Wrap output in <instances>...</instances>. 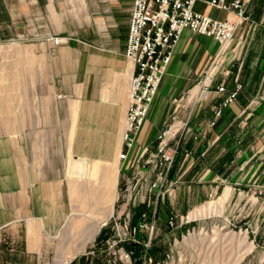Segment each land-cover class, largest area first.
Wrapping results in <instances>:
<instances>
[{"label": "crops", "instance_id": "1", "mask_svg": "<svg viewBox=\"0 0 264 264\" xmlns=\"http://www.w3.org/2000/svg\"><path fill=\"white\" fill-rule=\"evenodd\" d=\"M131 6L132 0H0V230L23 226L26 256L48 251V237L63 228L71 235L61 253L67 263L87 248L95 228L115 215L118 185L132 179L141 154L156 152L174 115L180 144L162 188L159 218L174 216L178 229L180 217L208 198L261 199V85L242 78L237 99L211 126L226 96L216 89L224 81L227 92L233 89V76L206 89L218 71L212 67L208 76L205 69L203 47L212 39L189 30L175 44L133 147L124 148L133 72L124 56ZM37 75H43L39 86ZM104 186L115 196L111 216L100 221L108 209L95 198Z\"/></svg>", "mask_w": 264, "mask_h": 264}, {"label": "rangeland", "instance_id": "2", "mask_svg": "<svg viewBox=\"0 0 264 264\" xmlns=\"http://www.w3.org/2000/svg\"><path fill=\"white\" fill-rule=\"evenodd\" d=\"M197 8H200L199 5ZM200 11L210 13L214 17H224V13L203 6ZM35 48L38 49L37 46ZM203 48L208 76L211 68L218 66L217 73L212 77L209 76L210 80L206 84L211 86L220 78L233 76V86L234 81L241 83L243 78L249 83H260L262 94L264 92V0L251 1L243 18L238 22L234 38L229 44L221 45L210 40V45ZM220 53L222 54L217 57ZM213 61L215 63L212 66ZM227 71V76L223 75ZM42 77L43 75H37V86ZM222 83L226 87V82ZM39 92H36V104L43 102ZM38 109L36 106V111ZM123 190V185H118L119 200L115 207V215L101 226L94 238L97 239L102 229H108L109 234L103 242L92 241L87 248L67 263L61 254L63 240L71 237L67 228H63L54 238L48 237V251L32 257L25 255V228L8 226L0 230V264H137L138 261L140 264H264V200L260 195L261 199L257 202L237 200L236 197L229 202L217 196L208 198L205 204L199 205L200 207L191 208L187 215L190 223L184 225L185 229H177L176 222L170 227L167 224L168 219L158 216L150 246L147 248L149 250L153 246L157 250H153L150 255L140 245L142 251L135 258L133 253L124 247L134 243L126 240L124 219L119 217V211L122 210L120 200ZM134 209L131 208L130 222ZM193 212H197V216L190 217ZM2 221L0 213V222ZM127 253L130 254L129 258L125 257ZM71 256L73 254H70Z\"/></svg>", "mask_w": 264, "mask_h": 264}, {"label": "built area", "instance_id": "3", "mask_svg": "<svg viewBox=\"0 0 264 264\" xmlns=\"http://www.w3.org/2000/svg\"><path fill=\"white\" fill-rule=\"evenodd\" d=\"M252 0H132L128 34L124 56L131 62L133 72L130 78L129 106L126 115L125 130L122 135L124 148L133 147L135 136L145 122L150 107L158 92L163 75L170 63L175 44L185 30L210 38L221 45L229 44L235 35L237 24L243 18ZM209 8L224 13L218 18L198 9ZM233 16L234 19L229 17ZM54 45L61 44V39L50 38ZM222 53L218 54L219 57ZM215 61L211 63L213 66ZM228 71L223 73L227 76ZM210 87V84L206 89ZM242 88L234 81L233 89L227 92L224 83L217 87L218 93L226 96L214 110L215 124L224 109L237 99ZM264 91V90H263ZM258 101L264 100V92L256 94ZM177 101V100H174ZM171 123L158 136L156 152L145 158V152L138 159L139 168L132 179L125 182L119 211L124 219L126 240L141 245L145 250L150 246L159 214V202L163 197L162 188L173 168L180 140L177 134L180 128L173 130ZM126 154L121 153L120 159ZM148 167L147 169H145ZM264 200V191L259 193ZM119 200V199H118ZM145 206L134 224H131V208ZM188 215V214H187ZM187 215L180 217L179 227L190 223ZM118 217V218H119ZM127 220V221H126ZM175 217L170 216L167 224L175 225ZM177 224V223H176ZM177 226V225H176ZM130 254H125L129 258Z\"/></svg>", "mask_w": 264, "mask_h": 264}, {"label": "bare ground", "instance_id": "4", "mask_svg": "<svg viewBox=\"0 0 264 264\" xmlns=\"http://www.w3.org/2000/svg\"><path fill=\"white\" fill-rule=\"evenodd\" d=\"M234 19V18H233ZM102 187V186H101ZM112 187V186H111ZM98 193V192H97ZM114 193V192H113ZM112 193V188L109 187H103V188H99V193L98 198L96 197L95 201H97L95 204L99 205L101 207V209H104V211L108 209V214L106 216L101 217L100 221H104L105 219H107L109 216H111V205L114 201V196ZM71 196V195H70ZM74 196V195H73ZM99 209V208H98ZM96 210V209H95ZM100 210V209H99ZM101 214V213H100ZM197 216V212H193L191 213L190 217H195ZM98 219V218H97ZM78 221V220H77ZM99 222V221H98ZM98 229L95 228V234H97ZM93 232V231H92ZM91 233V232H90ZM89 237L93 236V234H89Z\"/></svg>", "mask_w": 264, "mask_h": 264}, {"label": "trees", "instance_id": "5", "mask_svg": "<svg viewBox=\"0 0 264 264\" xmlns=\"http://www.w3.org/2000/svg\"><path fill=\"white\" fill-rule=\"evenodd\" d=\"M244 68V67H242ZM171 173V171H170ZM145 210V206H138L137 208L134 209V215L133 218L131 219V223L134 224L137 219L139 218L140 214ZM109 234L108 229H102L100 231L99 236L97 237V239L95 240L96 243L97 242H103V240H105L107 238ZM125 249L129 252H132L134 257H138L140 255V252L142 251V247L140 245H135V244H129V245H124ZM153 250H157V248L151 246L149 250H147V252L151 255V252ZM137 260H135L136 262ZM137 264H140V261L136 262Z\"/></svg>", "mask_w": 264, "mask_h": 264}]
</instances>
